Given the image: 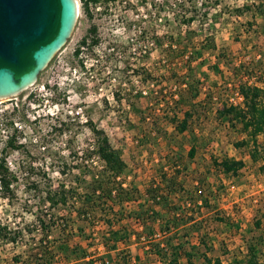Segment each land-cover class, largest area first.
I'll return each instance as SVG.
<instances>
[{
  "label": "rangeland",
  "instance_id": "rangeland-1",
  "mask_svg": "<svg viewBox=\"0 0 264 264\" xmlns=\"http://www.w3.org/2000/svg\"><path fill=\"white\" fill-rule=\"evenodd\" d=\"M78 4L70 38L37 81L0 99V158L14 177L9 195L0 196V223L20 232L18 243L0 241V264H29L32 247L40 240L55 248L65 243L76 247L71 260L55 249V264H165L152 254L150 243L137 238L144 229L132 219L116 222L114 229L126 225L132 239L115 250L102 238L114 230L101 221L108 218L82 221L74 201L53 206L46 200L47 189L62 185L85 191L76 177L86 169L103 168L95 153L98 135L93 127L121 152L127 165L121 176L125 187L138 190L136 202L124 204L128 212L143 213L152 203L144 201L146 188L160 185L163 175H175L170 165L177 156L183 166L179 182L194 188L198 181L207 192H216L208 207L187 210L200 230L191 228L189 238L181 236L185 228L177 230L180 240L191 241L186 248L208 234L204 238L211 247L209 256H218L225 264H247V244L255 241L264 261V189L257 186L264 182L262 160L252 162L250 147L237 144L248 138L247 133L219 114L246 78L245 69L238 66L254 65L264 75V0H100L97 4L78 0ZM178 5L182 14L196 17L191 31L173 14ZM170 35L181 47L201 52L190 63L193 71L185 58L167 55ZM209 35L215 39V50L202 48ZM86 36L87 43L81 45ZM185 110L193 116L188 129L180 133L171 118L177 114V120L182 119ZM12 137L19 148L8 147ZM258 140L264 147V132ZM192 146L197 152L190 158ZM224 157L244 161L238 175H225L214 166V158ZM174 203L189 206L187 201ZM157 209L168 213L164 204ZM40 217L57 221L48 235L37 228ZM64 223L67 232H61ZM160 225L164 223L154 225L158 238L164 236ZM199 256L192 257V264H203ZM180 262L187 264L186 257Z\"/></svg>",
  "mask_w": 264,
  "mask_h": 264
},
{
  "label": "trees",
  "instance_id": "trees-1",
  "mask_svg": "<svg viewBox=\"0 0 264 264\" xmlns=\"http://www.w3.org/2000/svg\"><path fill=\"white\" fill-rule=\"evenodd\" d=\"M92 2L97 4L100 0H92ZM244 8L250 10V7L248 6H245ZM243 11V9L239 10V12ZM172 12L175 14L179 23H183L188 28V31H191L196 17L194 15L182 14L179 5L178 7L174 6ZM181 17L183 18L181 19ZM95 30V26L91 27L90 34H94ZM169 37L170 42L165 49L167 55L174 58H185L186 64L188 63V70L193 71L190 63L193 60H197L201 52L195 49L191 50L187 47H181L177 44L173 35H170ZM87 40L88 36L84 37L80 44L85 45ZM207 42L208 44H206L205 47H202L204 50L217 49L214 37L210 35L207 36ZM92 43L96 44L97 41L93 40ZM214 68L217 69V66H214ZM238 68L245 69V72L247 73L245 80L235 89V91L237 90L242 94L243 104L235 105L228 101V103L223 104L222 108L219 110V114L232 126L237 127L241 125V129L247 133L248 138L243 139L237 144L238 146L250 147L249 153L252 162L262 160L260 168L264 172V147H261L258 140L259 135L264 132V86H261L264 75L263 72L255 68L254 65H251V67L249 66L250 69L243 64L238 66ZM253 76H256V79L251 82L250 80ZM173 116V119L171 118V120L177 122L176 128L180 133H183L188 129L189 119L193 115L191 110H185L182 119L177 120V114H174ZM93 130L98 135L95 153L97 154L98 159L103 163V168L99 171H93L89 168L86 169L87 171H83L81 176L76 177L77 181L80 182V180H82L81 183L85 186V191H80L78 186L66 188L62 185L57 189H47L46 200L50 201L53 206H66L68 201H74L73 203H76L75 206H77L78 219L89 221L95 216H97V219H100V216H103V218H108L107 220L101 219V221L107 223L108 229H114L116 222L120 225L125 219H132L131 221L133 223L142 225V230L144 229V231L136 233L137 238L146 243H150L149 246L152 254L165 264H181L180 260L182 257H186L187 264H192V257L195 256V254H198L200 255L199 257L203 258V264H225L220 257L209 256V250H211V247L208 245V241L204 238L208 234H205L204 236L202 235V238L200 237L199 239L200 242L195 245L192 244L190 250L186 247L191 241L185 243V240H180L177 237L179 235L177 230L181 228L187 230L184 233V235L186 234L185 236L183 234L181 235L183 238L191 237V228H193L195 232L200 230V226L197 227L195 224L196 221L193 215L191 217L187 216V210H190L193 206L199 208L208 207L211 198L215 197L216 192L211 189L207 192L203 185L200 184L201 182L198 181L195 182L194 188L187 186L182 181L179 182L177 178L182 173L183 166L181 165V161H178V157L175 156L172 158L174 159L172 165H170L171 168H175V175H172V177L169 175H163L160 179V185H149L146 188V199L144 201H146L147 204H149V202L152 203L148 205L143 213L135 210L134 212L129 211V213L125 209L124 204L134 202L138 199V190L135 187H125V183L121 179V176L125 173L127 168L121 152L111 144L109 137L103 131H99L95 127H93ZM8 147L19 148L14 137L8 141ZM196 152V147L192 146L189 151V157L193 158ZM213 163L214 166L218 168L219 172L228 176L238 175V172L244 167V161L234 157H224L220 160L214 158ZM13 180L14 177L9 171L4 157L0 158V196L7 197L9 195ZM200 181L202 180L200 179ZM176 201H187L189 206L182 207L180 203H174ZM159 204L166 205V207H168V213L164 214L159 211L157 209ZM116 205L119 206V209H116ZM91 215L93 216L88 217ZM218 218L220 221L225 220L223 217ZM159 221L164 223V225H160V228H163L162 230H164V236H161V238H158L156 236L158 233L154 231V225L159 223ZM56 223L57 221L53 218L47 220L40 217L38 219L37 228L48 235V233L51 232L52 226ZM225 223L228 222L225 221ZM63 226V228H60L61 232H67L68 223H64ZM256 226L259 228L261 222L257 221ZM127 229L128 227L126 225H121L118 229L108 231V233H105L106 235L102 237L104 239V244L115 250L121 247V244L128 245L132 236ZM80 230L82 231L81 227ZM19 233L20 232L17 230H8L6 225L0 223L1 242L18 243L20 238ZM260 238L261 237H259V239ZM47 242L45 243V240H40L37 246L32 247L33 252L30 255L31 258L29 264H55L56 261L53 255L55 249L63 251L67 260H71V256L76 255V247L72 249L65 243L62 245H56L58 248H55V246L49 245ZM201 246L205 249L202 250ZM247 251L248 257L244 262L247 264H264V261L259 258L260 251L258 243H255V241L248 242ZM121 264H123V262H121Z\"/></svg>",
  "mask_w": 264,
  "mask_h": 264
},
{
  "label": "water",
  "instance_id": "water-1",
  "mask_svg": "<svg viewBox=\"0 0 264 264\" xmlns=\"http://www.w3.org/2000/svg\"><path fill=\"white\" fill-rule=\"evenodd\" d=\"M78 0H0V99L33 85L75 27Z\"/></svg>",
  "mask_w": 264,
  "mask_h": 264
},
{
  "label": "built area",
  "instance_id": "built-area-1",
  "mask_svg": "<svg viewBox=\"0 0 264 264\" xmlns=\"http://www.w3.org/2000/svg\"><path fill=\"white\" fill-rule=\"evenodd\" d=\"M257 75V74H256ZM256 79V76L254 77H252V79L250 80L251 82L252 81H254ZM234 95H231L230 97H229V102L230 103H233V104H235V105H242L243 104V96H242V94H240L237 90L233 93ZM13 135V134H12ZM255 202H258L259 201V199L258 198H256L255 200H254Z\"/></svg>",
  "mask_w": 264,
  "mask_h": 264
},
{
  "label": "crops",
  "instance_id": "crops-1",
  "mask_svg": "<svg viewBox=\"0 0 264 264\" xmlns=\"http://www.w3.org/2000/svg\"><path fill=\"white\" fill-rule=\"evenodd\" d=\"M261 86H264V77H263V82H261ZM257 186L262 187V189H264V182L263 183H259ZM162 213H164V212H162Z\"/></svg>",
  "mask_w": 264,
  "mask_h": 264
},
{
  "label": "bare ground",
  "instance_id": "bare-ground-1",
  "mask_svg": "<svg viewBox=\"0 0 264 264\" xmlns=\"http://www.w3.org/2000/svg\"><path fill=\"white\" fill-rule=\"evenodd\" d=\"M32 86V85H31Z\"/></svg>",
  "mask_w": 264,
  "mask_h": 264
}]
</instances>
